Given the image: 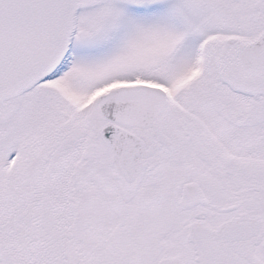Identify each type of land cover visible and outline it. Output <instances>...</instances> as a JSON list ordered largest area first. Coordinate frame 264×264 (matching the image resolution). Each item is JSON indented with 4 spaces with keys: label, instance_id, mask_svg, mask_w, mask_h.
<instances>
[{
    "label": "snow or ice",
    "instance_id": "6c2138e0",
    "mask_svg": "<svg viewBox=\"0 0 264 264\" xmlns=\"http://www.w3.org/2000/svg\"><path fill=\"white\" fill-rule=\"evenodd\" d=\"M0 264H264V0H0Z\"/></svg>",
    "mask_w": 264,
    "mask_h": 264
}]
</instances>
